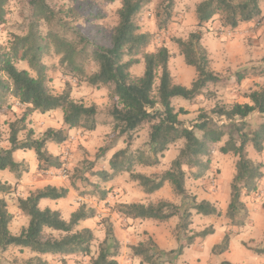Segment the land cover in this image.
<instances>
[{
  "label": "trees",
  "instance_id": "1",
  "mask_svg": "<svg viewBox=\"0 0 264 264\" xmlns=\"http://www.w3.org/2000/svg\"><path fill=\"white\" fill-rule=\"evenodd\" d=\"M105 1L121 3L117 11L118 24L108 38V48L91 42L70 26L81 18L76 8L60 4L59 0H20L23 34L14 35L8 47L0 44V171H9L20 179L23 162H17L14 154L28 150L35 152L41 171L60 169L61 162L52 157L47 145H63L69 139L70 130H96L99 115L97 105L86 106L74 100L70 85L61 94H55L49 87V67L46 60L58 57V67L64 75L84 79L89 87L110 89V114L115 137H127L130 144L139 129L149 126L152 155L146 156L142 152L134 157L128 154L129 148L121 150L110 160L114 174L101 172L98 175L105 181H111L116 174L127 172L131 181L138 183L146 195H153L166 183H170L176 196L193 203L182 214L179 206L169 200L149 204H121L118 212L122 217L131 221L167 222L181 216L189 220L188 223H191L193 211L204 217H220L221 213L212 202L199 201L196 197L189 196L185 167L197 169L194 177L202 178L209 170L210 146L229 137L220 152L224 155L232 153L238 157V161L231 183V199L226 218L233 226L244 227L249 217L243 201L244 191H256L258 182L264 176L262 165L252 161L247 151L248 145L252 144L258 153L263 152L264 123L251 133L245 132V123L255 112L264 116V88L247 95L251 104H235L229 108L217 106L212 110L217 119L240 123L236 129V124L232 128L230 125L213 124V119L208 114L200 116L192 130L186 128L179 116L187 114V111L182 108L176 111L173 100L183 98L193 101L202 95L208 84L219 80L211 69L209 53L202 45L201 29L218 16H221L222 25L232 30L243 23L256 21L261 24L264 16L259 0H203L197 5V30L190 33L186 40L175 39L185 64L196 71L191 87L174 83L169 68L172 55L168 48L161 47L156 52L146 51L152 44L153 36L139 32L136 19L152 0ZM8 5L9 0H0V25L6 23ZM174 7V0H165L162 4L161 13H158L159 30L170 27ZM142 62L145 67L143 75H134L132 69ZM17 63H26L28 69H19ZM91 64H94L95 70L88 73L87 68ZM261 72L264 74V69ZM238 75L237 81L240 82L244 77ZM15 105L23 108L22 116L13 121L2 122L1 116L11 111ZM57 110L62 111L63 124L67 129L49 128L40 138H36L34 131L29 128L28 117L34 113L46 114ZM21 136H24V140H21ZM180 140H184L185 145L172 161L169 170L151 176L133 171L135 163L145 167L159 165L160 157ZM5 142H8V148L3 147ZM71 186L74 187V183ZM11 190L10 184L0 180V195L8 194ZM68 194L67 188L47 186L32 192L27 198H20L18 209L28 219V224L18 234L11 231L14 217L8 210L6 200L0 199V251L7 252L11 247L27 250L33 257L26 264H49L44 256H59L61 264H70L72 257L79 256L90 257L91 264H119L122 243L110 219L103 218L100 222L104 227L105 237L94 256L93 245L97 241L94 231L90 228L79 230L78 227L82 222L96 218L95 210L83 204L71 214L69 220H65L58 210L41 209L42 200H63ZM105 197L104 192L102 199ZM187 226L186 223L183 228ZM213 234L214 229L207 228L196 238H207ZM196 238H190L187 242L192 244ZM229 244L230 233H227L213 252L225 253L229 250ZM185 248L182 244L178 250L166 251L151 237L129 246L132 255L144 264H167V257L176 254L182 256Z\"/></svg>",
  "mask_w": 264,
  "mask_h": 264
},
{
  "label": "rangeland",
  "instance_id": "2",
  "mask_svg": "<svg viewBox=\"0 0 264 264\" xmlns=\"http://www.w3.org/2000/svg\"><path fill=\"white\" fill-rule=\"evenodd\" d=\"M164 1L152 0L151 3L147 4L138 15L136 25L139 28V32L153 36L152 44L147 48V52H156L161 47H167L172 52L170 63L174 83L191 87V83L196 78V71L193 67L185 64L184 57L181 55L175 39L186 40L188 38L189 28L186 27L184 29L183 27V21L186 20V15H183V13L189 14L191 12L194 0H174L173 22L169 28L160 31L158 13H161ZM59 3L68 4V6L74 7L80 12V20L77 23L71 24V27H74L76 31H79L91 42L107 48L110 47L108 38L111 36L114 27L118 24L117 11L121 7L120 2L109 3L105 0H59ZM21 7L20 0H9L6 23L0 25V44L3 46L8 47L14 35L23 34L21 31ZM216 18L222 24L221 16ZM188 21L189 18L187 19ZM188 27L190 26L188 25ZM258 31L260 33L256 32V37L244 39V47L242 45L233 47L232 56L236 60V63H231L229 67H226V60L224 61V67H221L223 73L213 70L219 80L216 83L208 84L203 90L202 95L193 101L183 98H175L173 100V106L176 111H179L181 108L187 111V114L179 116V119L186 128L192 130L203 114H208L213 119V124L222 126V122H225V119H217L213 116L212 110L215 107L224 106L229 108L235 104H244L248 101V94L264 88V74L261 72L264 69L263 22ZM244 57L248 60L246 63L242 62ZM58 62V57L46 60V64L49 67L47 75L48 85L51 90L55 94H61L67 85H70L73 89L72 95L74 100L86 106L97 105L99 115L97 117L96 130H73L80 131L81 137L77 138V142L69 141L70 143L65 145L66 147L68 146L67 149L64 150L60 146H53L55 144L48 147L52 157L57 158L61 162L62 168L67 170V175L63 177L66 182L69 181L70 187L68 189V198L49 202H47L48 200H44L41 202L40 207L41 209L48 207L59 210L63 218L69 220L70 212L73 209L79 208L83 204L86 205L88 208L95 210L97 214V217L92 221L93 223H88L89 228L94 231L97 237V241L93 245V255H97L99 244L105 237V230L100 222L103 218H108L114 224L116 235L122 243L121 256L118 258L119 264H144L139 258L132 255L129 246L133 241L129 234V226L124 221V217L118 212L119 205L144 201V198L135 189L136 187H132L133 182L130 179L129 173L120 172L111 181H105L98 173L107 172L108 174H114L110 166V160L114 154L121 150L129 148L128 154L134 157H138L142 152H145L146 156L152 155V148L149 145V126L145 125L139 129L134 134V139L130 144L127 137L121 139L115 137L110 114V89L107 87H89L84 82V79L64 75L59 70ZM17 66L19 69H28L26 63H17ZM144 69V63L142 62L133 68L132 72L136 76H142ZM93 70H95L94 64L89 65L87 72L90 73ZM238 74L244 77L240 82L237 81ZM23 112L24 110L21 106L15 105L11 111L1 116V121H13L21 117ZM27 121L29 128L34 131L36 138H40L49 128H66L63 124V113L61 110L46 114L34 113L28 117ZM263 123L264 117L262 116L255 115L250 117L245 123V132L251 133ZM225 125H230V128L235 125L236 129L239 128L240 123L228 122ZM4 129L7 133V129ZM69 136H72L71 132H69ZM235 136L237 137V135ZM228 139L229 137H226L220 143L210 146L209 170L202 178L196 179L194 177L197 169L185 167L188 175L186 188L190 197H196L199 201L206 200L203 198L219 197L223 203L224 189L234 177L238 161V157L234 154L224 155L220 152V149ZM21 140H24V136H21ZM184 145V140H180L172 145L164 153V156L160 157V164L153 168L158 171L160 170L161 173L169 170L172 161L177 158ZM8 146V142L3 144L4 148H8ZM247 151L252 161L262 165L264 174V150L262 153H258L252 144H249ZM14 157L17 162H23L21 178L18 179L17 176L9 171H0V180L12 186L11 192L0 195V199L4 198L6 200L8 210L14 217L11 231L14 234H18L28 224V219L18 209V200L20 198H27L32 192L47 185L49 178L42 175L33 150L18 151L14 154ZM135 164L133 168L135 173H138L137 167H145L137 163ZM72 183H74V187L71 186ZM137 186L141 188L139 185ZM258 187H264V176L258 182ZM104 192L106 193V197L102 199ZM245 192L246 197L249 198L248 201H253L252 203L256 205L254 211L256 222L260 220L264 222V196L261 192L258 193V197L255 196L257 190ZM45 201L46 203H43ZM173 202L179 206L181 214L187 207L193 205L186 198L176 195ZM196 215L193 211L191 223H188L189 220L181 218V216L167 221H172L170 225H165V231L171 235L172 238L170 240L173 241V247H176L181 242L179 248L183 244L186 247L185 250L189 251L186 260L183 256H177V254L171 255L167 257V260H169L167 264H252L256 261L264 264V239L259 244L257 242L247 243L248 246L259 252L248 249L245 245L242 247L238 241H235L233 249H230V242L227 252L221 253L220 251H216L214 253L211 242L219 239L223 232L217 230L214 236L196 238L205 229L212 228L209 219H205L207 217L200 216L195 219ZM186 223L188 224L187 228H183V225ZM229 226H233L232 223ZM78 229H83L82 223ZM229 233L231 235L233 232ZM251 235H257L255 230L252 229ZM190 238H196L192 244L187 242ZM32 257L33 255L27 250L11 247L7 252L0 251V264H26ZM44 259L49 264H61L59 256H45ZM76 262H79V264H91V258L79 256L72 257L69 260L70 264H75Z\"/></svg>",
  "mask_w": 264,
  "mask_h": 264
},
{
  "label": "crops",
  "instance_id": "3",
  "mask_svg": "<svg viewBox=\"0 0 264 264\" xmlns=\"http://www.w3.org/2000/svg\"><path fill=\"white\" fill-rule=\"evenodd\" d=\"M238 1H241V0H238ZM200 2H202V0H194V6H193V9L191 10V12L189 14L183 13V15H186V17H185L186 20L183 21V23H184L183 27H184V29L186 27L189 28V32H188L189 34L194 32L195 30H197L196 7ZM261 4H262V6H261ZM259 7L263 13L264 12V0H259ZM188 18H189V21L187 22ZM263 23H264V21H263ZM261 24L257 23L256 21L250 22V23H243L235 30H232L230 28H225L217 18H215L210 23L206 24L201 29L202 32L204 31L202 33V37H203L202 38V45L207 49V51L209 53V58L211 60V69L213 67L212 70L223 73V70L221 71V67H224V65H225L224 61L227 60L226 61L227 64L225 65L226 67H229L231 63H236V60L232 56L233 47L240 46V45L243 46L244 45V39L249 38V37H256V32H258V34L260 33L258 30H260ZM188 25L190 27H188ZM170 53L172 55V52H170ZM247 61H248L247 58L244 57L242 62L246 63ZM169 68L171 71V63H169ZM171 75H172V72H171ZM172 77H173V75H172ZM184 86H186V85H184ZM244 104H251V101L248 99V101L245 102ZM255 115L256 116H262L258 112H255L250 117H253ZM250 117H248L246 119V121L248 119H250ZM262 117H264V116H262ZM64 129H67V128H64ZM69 132L72 133V136H69V139L66 143H64L63 145H56V144L53 145V144L49 143L47 145V148L49 146L53 145V146H60L65 150L68 147V146L67 147L65 146L66 144H68L70 142H77L78 139L81 137L80 131L70 130ZM70 137H74V141H71ZM137 172L145 174L147 176H151V175H155V174H161L160 170L158 171L153 167H137ZM41 173L43 176L49 178V180H48L49 182H47L48 184L45 185L44 187H42L41 189H43L47 186H53L56 188H62L63 187V188L69 189L70 183H69V181L66 182V180L64 179L63 175L61 174V169L52 168V169L47 170V171H41ZM232 180H233V178L228 182L227 187L224 189L225 192H224V196H223V203L221 202V199L219 197L203 198V199H206V200L212 202L216 206L218 211L221 213L220 217L210 216V217L205 218V219H209L211 226L214 229V234H216L217 230L218 231L221 230L223 232V234L220 236L219 239L211 242V245L213 246L212 248H214L219 243H221L223 241L224 237L226 236V234L231 232V231L233 233L230 235V242H231L230 249L234 248L235 241H238V243L242 247H244V244H247V243H249V244L252 242H257V244L262 243V241L264 239L263 238L264 222H263V220L256 222L257 220L254 216V211L256 209L255 208L256 205L254 203H252L253 201H250V202L248 201L249 198L246 197V192L243 194V201L246 205V208L248 209L249 217H248L247 221L245 222L244 227H242V228H238L235 226H229L231 221L225 217H226V212H227V209L229 207L230 199H231V183H232ZM137 185H138V183H136V182L132 183V187H136L135 189L138 190L139 194H141V196L144 198V201L130 202L128 204H131V203H144V204L156 203L160 200H169L171 202L174 201L175 194L173 192V188H172V185L170 183H166L160 191L156 192L153 195H146L143 192L142 188H139ZM260 189H261L260 187L257 188V192H256L255 196L258 197V193L260 192ZM262 195L264 196V192L262 193ZM63 200H65V199H63ZM42 201H44V200H42ZM49 201H51V200H48L47 202H49ZM58 201H60V200H58ZM43 203H46V201ZM40 205H41V203H40ZM46 208H48V207H46ZM53 210H56V209H53ZM77 210H78V208L73 209L70 212L69 217H71V214ZM200 216L201 215H196L195 219H197ZM92 221H93V219L82 222L83 228H89L88 223H90ZM124 221L126 223H128V226H129V234L131 235V238H132L131 240L133 241V242H131L132 243L131 245H137L141 242H144L148 237H151L154 240V242L163 250L170 251V250L179 249V245L181 244V242L179 244H177L176 247H173V241L170 240V238H172V237L168 232L165 231V225H170L172 223V221H170V222H158V221H153V220L131 221V220H128L125 218H124ZM252 229L255 230V233L257 235H251ZM214 234L210 235L208 237L214 236ZM188 254H189V251L185 250L184 254L182 255L183 257H185V260L187 259ZM246 264H248V263H246ZM252 264H260V263H258L256 261V262H253Z\"/></svg>",
  "mask_w": 264,
  "mask_h": 264
},
{
  "label": "built area",
  "instance_id": "4",
  "mask_svg": "<svg viewBox=\"0 0 264 264\" xmlns=\"http://www.w3.org/2000/svg\"><path fill=\"white\" fill-rule=\"evenodd\" d=\"M223 119H224V118H223ZM228 122H229V123H233V121L230 122V121H228V120L225 119V122L223 121V122H222V125H225V123H228ZM70 140H71V141H74V137H70ZM61 168H62V167H61ZM61 168H60V169H61ZM61 174H63V176H66V175H67V170L64 169V168H62V170H61ZM260 192H261V193L264 192V187L260 189Z\"/></svg>",
  "mask_w": 264,
  "mask_h": 264
}]
</instances>
